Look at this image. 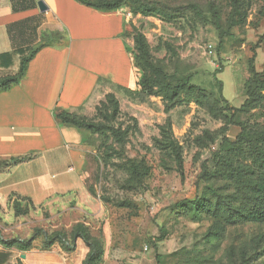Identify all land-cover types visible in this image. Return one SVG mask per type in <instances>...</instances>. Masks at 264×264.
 Returning <instances> with one entry per match:
<instances>
[{
  "label": "rangeland",
  "instance_id": "1",
  "mask_svg": "<svg viewBox=\"0 0 264 264\" xmlns=\"http://www.w3.org/2000/svg\"><path fill=\"white\" fill-rule=\"evenodd\" d=\"M121 9L134 58L141 33L148 72L163 69L172 86L188 78L196 93L168 102L140 83H100V97L72 113L97 125L80 129L85 180L103 207L64 220L25 200L0 203L7 264L47 248L36 229L71 234L79 222L103 244L98 264H264V90L237 110L264 72V0H127Z\"/></svg>",
  "mask_w": 264,
  "mask_h": 264
},
{
  "label": "crops",
  "instance_id": "2",
  "mask_svg": "<svg viewBox=\"0 0 264 264\" xmlns=\"http://www.w3.org/2000/svg\"><path fill=\"white\" fill-rule=\"evenodd\" d=\"M39 1L0 0V54L31 56L20 82L0 90V203L25 200L64 220L99 214L103 204L83 170L86 131L61 123L56 111L81 112L100 97L102 82L137 88L128 17L81 0H43L41 11ZM21 58L0 65V76L19 71ZM0 245L7 264L12 250ZM52 246L36 250L30 264H85L90 250L83 239L74 249Z\"/></svg>",
  "mask_w": 264,
  "mask_h": 264
},
{
  "label": "trees",
  "instance_id": "3",
  "mask_svg": "<svg viewBox=\"0 0 264 264\" xmlns=\"http://www.w3.org/2000/svg\"><path fill=\"white\" fill-rule=\"evenodd\" d=\"M81 1L87 5H91L103 10L111 11V10L121 9L124 5H126L127 0H81ZM135 44H136V50L139 53L137 59H135V63L141 66L142 70L145 72L141 81L138 83L142 85L144 90L148 91L149 94H154V95H160L165 93L168 102H174L176 99H178L180 93L184 89H186L189 93H196L195 86L186 87L184 85L185 81L188 78L179 79L178 85L172 86L170 84L171 82H169V78H168L169 76L165 74L163 69H161L162 75L160 73H155V72L149 73L147 66H145L144 64L145 61L147 62V58H149V52H148V44L143 34L139 33L135 36ZM24 52L25 50H14L12 52H6L0 54V65H5L6 67H10L13 65L14 55L22 54L21 65L17 74L0 76V83L3 86L0 90L8 89L14 84H17L25 75L27 64L31 56H24ZM262 90H264V72L262 73L254 72V75L250 79L248 84V92H247L248 98L246 99L243 106L237 110L247 109L249 105L252 104V101L259 97ZM56 118L61 123L73 124L82 129H88L93 131L97 130V125L94 122H90L87 121L86 119H82L78 115L69 111L57 110ZM231 124H233V122H231ZM170 147L173 150V152L178 156V158L181 160L180 150L177 147V145H175V143L172 142ZM22 159H19L18 161ZM89 190L91 193L94 192L92 188H89ZM18 201L20 200L17 199V203H16L17 205H19ZM259 212L264 213V209H261ZM35 234L36 237L37 236L42 237L45 246L47 248H50L55 243H60L67 249H74L76 241L79 238L83 239L90 249L88 256L85 260V264H98L99 260L104 254V247L102 242L100 241L99 238H97L92 234L89 226L85 222L77 223L73 227L71 234H68L63 230H56L53 231L52 233H49L47 230L42 228L36 229ZM36 237H34L33 239H35ZM0 242L7 247L11 245V241L4 239L2 236H0ZM30 242L31 240L26 242V245L24 247L25 249L29 247Z\"/></svg>",
  "mask_w": 264,
  "mask_h": 264
},
{
  "label": "water",
  "instance_id": "4",
  "mask_svg": "<svg viewBox=\"0 0 264 264\" xmlns=\"http://www.w3.org/2000/svg\"><path fill=\"white\" fill-rule=\"evenodd\" d=\"M38 4L41 11H46L48 9V6L43 0H40ZM22 257L25 258V254H23Z\"/></svg>",
  "mask_w": 264,
  "mask_h": 264
}]
</instances>
